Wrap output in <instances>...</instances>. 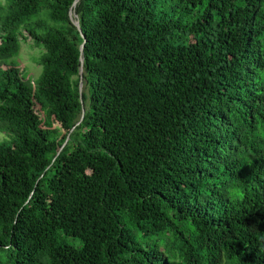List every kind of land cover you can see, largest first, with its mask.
Instances as JSON below:
<instances>
[{
    "label": "trees",
    "instance_id": "16d2710c",
    "mask_svg": "<svg viewBox=\"0 0 264 264\" xmlns=\"http://www.w3.org/2000/svg\"><path fill=\"white\" fill-rule=\"evenodd\" d=\"M72 3L0 1V264H264V0Z\"/></svg>",
    "mask_w": 264,
    "mask_h": 264
},
{
    "label": "rangeland",
    "instance_id": "374dc122",
    "mask_svg": "<svg viewBox=\"0 0 264 264\" xmlns=\"http://www.w3.org/2000/svg\"><path fill=\"white\" fill-rule=\"evenodd\" d=\"M0 1L4 3V0ZM39 18L45 19V14H39L38 17L33 18L32 23H35ZM45 21L49 23L48 20L45 19ZM21 33L23 35L19 36V47L16 54L9 55L6 61H0V64L4 66L5 63H12L18 66L26 78L34 82L41 73L40 57L44 49L33 42L23 27L21 28Z\"/></svg>",
    "mask_w": 264,
    "mask_h": 264
},
{
    "label": "water",
    "instance_id": "95a60500",
    "mask_svg": "<svg viewBox=\"0 0 264 264\" xmlns=\"http://www.w3.org/2000/svg\"><path fill=\"white\" fill-rule=\"evenodd\" d=\"M79 0H73V3H72V6H74ZM69 17L71 19V21L76 25L77 29L79 30V32L81 33V28H80V25H79V22L78 20H75L73 18V15H72V10H69ZM81 36L83 38V42L80 46V51L82 52V48H83V45L85 43V36L81 33ZM81 62H82V58H80ZM82 72H83V69H82V66L80 67V70H79V86H78V92H79V96H80V102H81V115H80V118L79 120L76 122V125L80 123V121L82 120L83 116H84V112H85V108L83 106V101H82V88H83V75H82ZM74 128V126L70 129V131ZM68 136H69V133L67 134V137L65 139V141L63 142V144L61 145L59 151L57 152V154H59V152L63 149V147L65 146L66 144V141L68 139Z\"/></svg>",
    "mask_w": 264,
    "mask_h": 264
}]
</instances>
